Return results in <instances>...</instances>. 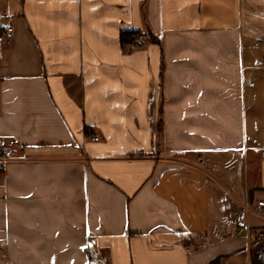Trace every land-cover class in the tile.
Segmentation results:
<instances>
[{
	"label": "crops",
	"instance_id": "1",
	"mask_svg": "<svg viewBox=\"0 0 264 264\" xmlns=\"http://www.w3.org/2000/svg\"><path fill=\"white\" fill-rule=\"evenodd\" d=\"M263 42L264 0H0V264H264Z\"/></svg>",
	"mask_w": 264,
	"mask_h": 264
},
{
	"label": "built area",
	"instance_id": "2",
	"mask_svg": "<svg viewBox=\"0 0 264 264\" xmlns=\"http://www.w3.org/2000/svg\"><path fill=\"white\" fill-rule=\"evenodd\" d=\"M11 30H12L11 27H8L6 29L7 35H9ZM262 44L264 46V42ZM91 139L92 140H98L99 137L97 135H93L91 137ZM10 156H11V152L9 150L0 147V170L2 169L4 164L8 161ZM258 206L263 207L264 206V202L263 201H258ZM235 225L239 229V231H244V230H248L249 229L248 225L246 223H243V221H242V219L240 217L235 220Z\"/></svg>",
	"mask_w": 264,
	"mask_h": 264
},
{
	"label": "trees",
	"instance_id": "3",
	"mask_svg": "<svg viewBox=\"0 0 264 264\" xmlns=\"http://www.w3.org/2000/svg\"><path fill=\"white\" fill-rule=\"evenodd\" d=\"M145 31H140L138 29L121 30L119 34V41L121 45H140L139 38L141 35H145ZM152 39V34L149 33Z\"/></svg>",
	"mask_w": 264,
	"mask_h": 264
},
{
	"label": "rangeland",
	"instance_id": "4",
	"mask_svg": "<svg viewBox=\"0 0 264 264\" xmlns=\"http://www.w3.org/2000/svg\"><path fill=\"white\" fill-rule=\"evenodd\" d=\"M260 50H261V52L264 54V48H261Z\"/></svg>",
	"mask_w": 264,
	"mask_h": 264
}]
</instances>
